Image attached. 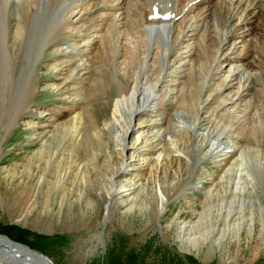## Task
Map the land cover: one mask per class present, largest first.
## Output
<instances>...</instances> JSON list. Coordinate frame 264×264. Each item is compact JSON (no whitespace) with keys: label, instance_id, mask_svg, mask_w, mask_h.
<instances>
[{"label":"rangeland","instance_id":"374dc122","mask_svg":"<svg viewBox=\"0 0 264 264\" xmlns=\"http://www.w3.org/2000/svg\"><path fill=\"white\" fill-rule=\"evenodd\" d=\"M45 2L47 4L43 0L37 5L31 24L33 28L25 35L27 38L14 37L10 31L15 20L25 24L26 14L23 13L27 4L11 0L5 13L10 29L1 25L4 15L3 7H0V69L7 68L9 71L5 70V73L10 74L4 87V99L0 92V233L42 251L55 264H264V75L260 72L264 69V17L261 25L255 28L258 39L253 37L258 40L254 41L257 49H261L258 51L254 45L252 55L243 61L248 64L244 66L251 77L253 75L250 80L254 83L250 86L245 82L249 87L245 89L250 90L243 93L249 100L242 101L244 105L240 102L244 107L239 106L241 122L237 124L236 119L231 120L220 111L222 105L216 99V92L208 101L209 105L205 101L200 105L203 116L210 117L220 129L240 141L242 147L237 151V157L242 148L250 147L241 159L245 160V174L249 175L252 184L235 200L224 194L215 199L206 197L205 191L218 182L225 165L205 160L206 173L197 169L191 176L193 184L188 185L187 193L176 196L167 204L166 213L160 220V233L154 221L156 193L164 190L168 194L177 188L167 184L189 175L191 166L198 162V150L192 142H187L188 163L185 165H171L167 158L168 166L158 177L162 186L150 189L149 193L138 187L147 176L146 171L144 175L138 170L119 175L117 179L125 188L108 207V194L114 197L111 194L113 188L107 187L108 184L114 186L111 160L115 149L112 130L109 132L103 121L110 112L109 103L123 90L119 80H127L123 71H118L119 80H114L115 61L105 65L104 61L91 58L84 76L73 75L79 81H65L66 74H70L84 55L80 51L65 52L67 54L56 51L71 50L72 32L55 37L61 13L46 11ZM3 3L4 0L0 1V5ZM220 18L224 23L226 16L222 14ZM48 41L50 44L44 45ZM61 61H66L58 67L67 70L64 75L54 66ZM159 61L162 62V58ZM66 83L68 87L64 93L61 89ZM57 85L60 88H56ZM100 87L104 88L103 93L97 91ZM209 90V85L203 87L201 100L207 97ZM186 93L191 90L186 89ZM27 99L35 115L19 118L12 129L18 128L9 136L12 129L7 131V127L14 123ZM246 104L249 106L245 107ZM177 105L178 102L170 99L152 117L174 116L187 128L192 119V108L185 105L178 112ZM42 111L44 115L39 119ZM77 112H84L85 123L67 135V130L72 127L65 130L61 123ZM89 125L92 126L89 128ZM97 125L104 134L100 140L91 131ZM73 133L76 138L71 135ZM79 136L84 138L77 143ZM160 141L163 142L161 138ZM40 150L46 151L47 157L40 154ZM150 152L148 146H144L131 160L144 165ZM182 157L187 161L186 155ZM175 167L180 169L178 174H174ZM166 185L169 187L165 188ZM106 210L111 214L107 217L105 242L102 243L99 237Z\"/></svg>","mask_w":264,"mask_h":264},{"label":"bare ground","instance_id":"6f19581e","mask_svg":"<svg viewBox=\"0 0 264 264\" xmlns=\"http://www.w3.org/2000/svg\"><path fill=\"white\" fill-rule=\"evenodd\" d=\"M45 1H47V4L45 2L46 11L61 13L59 18L56 17L59 24L55 37L68 31L72 32L71 50L58 49L56 51L63 54L70 51L74 53L80 51L84 55V58H81L80 62L76 64L77 66L74 65V69L72 67L70 74H66L65 81L70 79L79 81V78L73 75L80 73L84 76L86 71L88 72V64L91 62V58L104 61L105 65L115 61V63L113 62L116 72L114 80H119L118 74L120 72L118 71H123L124 79L127 80V82L119 80L123 90L109 103L110 112L103 121L109 132L112 130V142H114L115 149L114 158L111 160L113 164L111 179L114 186L108 184L107 187L108 189L113 188L111 194L114 197L111 198V195L108 194V207L113 205L116 195H119L125 188L123 182L117 177L129 171L138 170L143 175V172L146 171L147 176L138 185L142 191L147 190L146 193H149L150 189L160 188L163 182L158 177L160 172L166 170L168 166L167 158L170 159L171 165L188 163L186 150L189 145L187 142H192V145L197 148L198 162L191 166L192 169L190 168L191 171L188 176L181 178L180 181L167 184L173 188L177 187L173 192L166 194L164 190H160L156 193L155 190L154 221H157L161 214L166 211V206L171 200L187 193L188 185L193 184L191 176L197 169H201L202 174L206 173L205 160H210L214 164L225 165L218 182L206 191L204 190L206 197L215 199L224 194L230 196L231 199H237L241 193L242 195L245 193L247 186L252 184V180L249 175L245 174L247 171L245 160H242L241 157L247 150H250V147L242 148L237 157V151L242 147L239 145L240 141L234 140L235 138L226 130L220 129L217 123L210 120V117L203 116L200 113L202 109L200 105L204 101L205 104L209 105L210 102L208 101L212 100L213 93L216 92L218 94L216 99L220 100L222 105L220 111L222 110L231 120L236 119L237 124L241 122L242 118L239 116L242 113V109L239 108L240 102L249 100L247 95L244 96L243 93L247 91L245 87L249 88L248 84L254 83V80H250L253 75L251 77V73H248L249 70L245 69L244 65L247 63L243 61L252 55L253 46L256 47L254 44V38L257 35L255 28L257 25H261L264 17V14H261L264 10V0ZM21 2L27 4V9L23 13L26 14V22L22 25L21 20H15L13 29H10L7 15H5L11 0H4L3 6L0 5L3 7V13H1L4 15L1 18V20L4 18L1 25L5 29L13 31L14 37L25 36L28 31L31 32L33 28L31 24L36 15L37 5L39 6L43 0H21ZM222 14L226 16L224 23L220 18ZM49 44L48 41L44 45ZM259 48L261 49V47ZM255 52L258 54L256 50ZM257 56H255L256 59ZM122 58L123 62H121ZM160 58H162V62L159 61ZM262 61L264 63V60ZM64 63L66 61H61L57 64L58 66H54L58 68ZM6 69H0L2 99H4L5 83L10 78V74L8 73L9 76H7L5 73ZM84 70L85 72H83ZM59 71L60 74L64 75L67 70L58 68ZM260 72L264 75V69ZM67 83L61 89L64 93L67 92ZM205 84L210 86V90L207 97L201 100L200 93L203 91V87L207 86ZM56 88H60V86L57 85ZM186 89L191 90V93L187 94ZM103 90L102 87L97 89L100 93H103ZM104 94L106 95V93ZM170 99L179 103L176 109L178 112L185 105L192 108V112L189 111L192 114V119L189 121L188 129L179 124L180 122L174 116V118L161 116L158 119L152 117V114L156 113L159 107L166 106ZM22 106L21 112L14 123L7 127V131L18 123L19 118L35 115L29 99ZM247 106L249 105L246 104L245 107ZM83 113L77 112L70 116L69 120L61 123L65 130L68 129V126L72 127L73 130H67V135L72 131L76 132L80 126L84 125ZM43 115L44 111L39 112V119H42ZM91 126L89 125V128ZM197 127L201 128L198 129ZM172 128L175 133L170 132ZM218 130L219 132L216 133ZM91 131L94 137L99 140L103 139L104 134L100 125H97L96 129L92 128ZM39 134L41 135V132ZM71 135L76 138L74 133ZM83 138L84 136H79L77 143L81 142ZM144 146H148L149 151L151 150V156L144 159V165H138L131 159L133 154L137 150L144 149ZM42 150L44 151V149ZM42 150L39 153L47 157L46 151L44 153ZM182 155H186L187 161H184ZM178 170L180 169L175 167L174 174H178ZM201 183L202 181H199V184ZM167 185L165 188L169 187ZM179 198L181 197L177 199ZM182 245L185 246L184 243ZM32 257L38 262L41 261L37 256ZM25 258L24 260L14 255L6 261H0V264H31L30 260L32 259ZM1 259L3 260V258Z\"/></svg>","mask_w":264,"mask_h":264},{"label":"water","instance_id":"95a60500","mask_svg":"<svg viewBox=\"0 0 264 264\" xmlns=\"http://www.w3.org/2000/svg\"><path fill=\"white\" fill-rule=\"evenodd\" d=\"M16 128H18V126L12 129L9 136L14 132V130ZM165 213H166V211L163 212L161 214V216L156 221V223L158 225L157 227H159V229L157 228V231L160 233H162V228H161L162 223H160V220ZM110 214H111V212H109V210H106V216L104 218L103 229H101V231H100V237L102 238L103 243L105 242L104 237H103L104 228L106 227L105 224H106L107 219H108L107 217H109ZM0 242H1L0 243V261H6L8 258L16 255L20 258H23L24 260L26 259L25 257L31 258L32 259V260H30L31 264H39L40 262L42 264H44V263L45 264H55V262L48 255L43 253L42 251H38L36 249H33L30 245H28L26 243L24 244V243L18 242L16 240H13L12 238H10V236L8 237L7 235H5L3 233H0ZM32 256L39 257L38 259L41 261L38 262L37 259L33 258ZM1 258H3V260Z\"/></svg>","mask_w":264,"mask_h":264},{"label":"flooded vegetation","instance_id":"af4514ba","mask_svg":"<svg viewBox=\"0 0 264 264\" xmlns=\"http://www.w3.org/2000/svg\"><path fill=\"white\" fill-rule=\"evenodd\" d=\"M99 238H100L101 242L103 243V240H102V238H101V237H99Z\"/></svg>","mask_w":264,"mask_h":264}]
</instances>
